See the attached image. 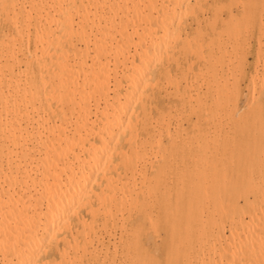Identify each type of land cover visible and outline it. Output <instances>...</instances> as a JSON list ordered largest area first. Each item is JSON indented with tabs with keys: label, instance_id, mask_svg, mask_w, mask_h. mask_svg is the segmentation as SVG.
<instances>
[{
	"label": "bare ground",
	"instance_id": "1",
	"mask_svg": "<svg viewBox=\"0 0 264 264\" xmlns=\"http://www.w3.org/2000/svg\"><path fill=\"white\" fill-rule=\"evenodd\" d=\"M184 1L0 0V264H94L109 226L121 257L105 245L102 264H264V102L236 115L227 76L240 82L246 50L230 58L238 44L200 27L187 43L188 16L200 20ZM234 14L228 38L253 19ZM162 76L177 103L160 99ZM159 229L153 252L141 237Z\"/></svg>",
	"mask_w": 264,
	"mask_h": 264
},
{
	"label": "rangeland",
	"instance_id": "2",
	"mask_svg": "<svg viewBox=\"0 0 264 264\" xmlns=\"http://www.w3.org/2000/svg\"><path fill=\"white\" fill-rule=\"evenodd\" d=\"M200 1H201V2H200ZM205 1H206V2H205ZM220 1L223 2V3H224V6H225L224 8H223V6H222V8H223L222 10L219 8V9L221 10V13H220V10L218 9V7H219V5H220L219 3H221ZM239 1H240V3H239ZM239 1H234V0L232 1V0H231V5H230L231 7H230V9H229V4H228V6H226V4H227L228 2H230V0H225V1H224V0H204V1H203V0H197V2L195 1L196 3L199 2V3H198L199 6H200V5L203 6V7H202L203 12H202V10H200V7L197 6L198 4H194V3H195L194 0H185V1H184V3H185V8H186V6H189V5H190V7H191V6H195V7H197V11H199V12H198V13H199V16H198L197 19L200 20V21H198V23H197V22L195 21V18H192L191 16H188L187 21H188L189 23L187 22L188 24H187V26H186V28H185V31H183L182 34H181L182 39L184 38L185 34H186L187 37H190V39L188 38V40H186V38H187V37H186L184 40H186L187 43H188L189 40H190V41H191L190 44H191V43H193V42H192V38H194V37L196 38V35H195V34H198V33L200 32V28H201V29H202L201 31H203V32H200V33H199L200 35L198 34V36H199V37L202 36L201 38L204 37L205 40L208 39V40H211V41H214L215 43H217V42H218L217 37H219V38H220V39H219V40H220L219 42H221L222 40H225V39H226V42L228 41V43L233 42L234 44L236 43V44L239 45V46L236 45L237 47L235 46V48H232V47L230 46V44H228V43L225 44V41L222 42V44L224 43V45H225V46L222 45V49H225L226 47L228 48V49L226 48V50L223 51L224 54H226L227 51H228V52L231 51V49H232V50L234 49V51L237 50L238 52L235 51V53L237 52L238 54L241 53V52L244 53V51L246 50L245 53H247V54H246L247 56L243 55L246 59H245L241 54H240L241 56L239 55V56H240V57H239V56L237 55V53L235 54L233 51L229 52V53L235 54V55L230 54V56H229L230 58H234L233 56H236V55H237V56H236L237 59H238V58H244L243 61H242V59H240V60L238 59V60H239V63L242 64V66L244 65L243 67L241 66V67H242L241 69H243V68L245 67L242 71H240V76H241V77H239V79L237 78V79L240 81L239 83H238L237 80H232V77H233L234 75H232V74H231V71H230V70H231V66H230V65H232L234 62L237 63V60H236V58L233 59V60H229V58L227 57V56H228V52H227V54L225 55L226 57L224 56V58H225L224 60H225V61L229 60V62L231 61V63H226V65L229 66L228 68H229L230 70L226 69L227 66L225 65V62H223V64H224V65H223V67H224V68H223L224 71L220 70V73L223 72L222 74H220V75H221L220 77H224V76H225V79H226L227 74H225V70H228V72H226V73H228L229 76H230V74L232 75V77H228V76H227V78L229 79V80L227 79V81H228L227 84H229L230 86H229V85L227 86V84L225 83L226 80H224V78H222V79L224 80V81H223V80H222V81L226 84L227 87H229V89H227L226 86H224V90L226 91V93H228V92L231 90V89H230V88H232L231 85H232L233 88H234V85H238V84H239L238 86H239V88H240L241 91H240V97H239V100H240V101H239V104H238V107H237L238 110L236 109V111H237V112H236V115L244 114V113L248 114V113H250V112L256 107V105L258 104V103L256 104V102H259V101L264 102V94H263V93H264V89L261 87L262 85L264 86V82H263V81H264V80H263V78H264V74L262 75V74H261L262 72H260V71L262 70L263 73H264V65H263L264 60L262 61V58H264V55H263V54H264V45H263V43H264V41H263L264 38H262V37H264V34H263V36L260 35L261 38L258 37L259 33H261V34L264 33V29H263V27H264V26H263L264 22H262V21L264 20V17H263V15H264V11L262 10V9H264V0H247V1H249V5H248V7L245 6L247 2L245 3V1L242 0L243 2H242V4H241V0H239ZM204 2H205V3H204ZM210 2H211V3H210ZM213 2H214V3H213ZM232 2H234L235 4L233 5ZM236 2H237V3H236ZM250 2H252L251 4L254 5V6H252V5L250 4ZM184 3H183L182 6H181L182 9H185V8H183V7H184ZM209 3H210L211 5L214 4V6H215V3H217V4H216L217 6H216L215 9H218L219 11L216 10V13H214V12H215V10H214V6L208 5ZM191 4H192V5H191ZM240 4H241V5H240ZM247 4H248V3H247ZM235 5H236V6H235ZM207 6H208V7H207ZM237 6H238V7H237ZM244 6H245V8H246V9L244 8L245 10H248V9H249V10H248V11H243V7H244ZM220 7H221V6H220ZM239 7H240V8H239ZM247 8H248V9H247ZM251 8H252V9H251ZM182 9H181V10H182ZM207 9H208V11H206ZM211 9H212V10H211ZM229 10H231V12H233V14H232V17H233V18H232L231 16L229 17V13H230ZM233 10H234V11H233ZM240 10H241V11H240ZM252 10H253L254 12H253ZM261 10H262L263 12H262ZM211 11H212V12H211ZM222 11H223V12H222ZM226 11H227V13H226ZM235 11H236V12H235ZM260 11H261V12H260ZM246 12H248V13L250 14V15H249V14H246V15H248V17L251 16V17L253 18L252 20H251L250 17H249V19H247L246 16H244L245 18H243L242 14L244 13L243 15H245ZM211 13H212V15H211ZM234 13H238V16H239V17H238V20H240L241 18L245 19V20H244L245 22H243V24L247 23V26H246V24H245V26H246V28H247L248 30H247L245 27H244V28H245L247 31H246V30H243V32H247V33H246L247 35L243 33L244 36H246L247 38H245V37H243V38L246 39V40H245V39H244V40L247 42V44H248V43L250 44L251 48H250L249 45H246V42H244L243 40H242L243 42L241 41V38H242L243 34L238 35L240 32H242V28L239 29V28H238L239 26L236 28V29L241 30V31H238V32H239L238 34L236 33V35H238V38H239V39H238L236 36H233V35H232V33L235 32L234 30H233V32L231 31V34H230L231 36L229 37L230 40H229L228 37H225V36H226L225 32L222 33V34L220 33V31H222V26L224 27V31L227 29L226 27H228V28L230 27L231 30H232V27H231L230 25H228V24H231V22L229 23V22H227V21H230V20L234 19V17H235V16H233V15H235ZM253 13H254V14H253ZM208 14H209V15H208ZM251 14H252V15H251ZM203 15H204L205 17H204ZM215 15H216V17H215ZM220 15L222 16L221 18H224V19L226 18V22H227V24H226V22H223V19H221V18L219 17ZM230 15H231V14H230ZM240 15H241L242 17H240ZM253 15H254V16H253ZM259 15H262V17L259 16ZM202 16H203V17H202ZM212 16H213V17H212ZM217 16H218L219 18H218ZM236 16H237V14H236ZM207 17H208V18H207ZM211 17H212L213 20H214L215 18L218 20V21H217V20L215 19V23H214L215 26H214V28L212 27L214 21L211 19ZM259 17H260V18H259ZM191 18H192L193 20H192ZM200 18H201V19H200ZM203 18H204V20H203ZM228 18H229V20H227ZM230 18H231V19H230ZM235 18H236V17H235ZM188 19H189V20H188ZM197 19H196V20H197ZM207 19H209L208 22H207ZM259 19H260V22H259L260 27L258 26V25H259V24H258V20H259ZM220 20H221V21H220ZM236 20H237V18H236ZM204 21H206V22H204ZM212 21H213V22H212ZM232 21H233L232 23H234V20H232ZM240 21H242V20H240ZM253 21H254V22H253ZM199 22H200V23H199ZM210 22H211V24H210ZM261 22H262V23H261ZM236 23H237V22H236ZM236 23H234V24H236ZM238 23H239V22H238ZM240 23H242V22H240ZM240 23H239L238 25L242 26L243 24H240ZM251 23H252L254 26H253V25H250ZM254 23H255V24H254ZM189 24H190V27H189ZM205 24H206V25H205ZM248 24H249V25H248ZM231 25H232V24H231ZM236 25H237V24H236ZM261 25H262V26H261ZM194 26H197L195 29H196V31L198 30L199 32L197 31V33H196V31H195V29H194ZM208 26H209V27H208ZM257 26H258V27H257ZM199 27H200V28H199ZM235 27H236V26L233 25V29H235ZM250 27H253V28L251 29ZM205 28H207V29H205ZM210 28H211V29H210ZM217 28L220 29V30L218 31ZM258 28H259V29L261 28L262 32H261ZM214 29L217 30V32H219L220 35H218V33H217ZM236 29H235V30H236ZM257 29H258L259 31H258ZM208 30H209V32H208ZM227 30H230V29H227ZM250 30H251V31H250ZM204 31H207V32L204 33ZM186 32H187V33H186ZM222 32H223V31H222ZM227 32H228V31H227ZM251 32H252L253 35H251ZM192 34H193L194 36H192ZM208 34H209V35H208ZM256 34H258V35H256ZM217 35H218V36H217ZM221 35L224 37V39H222L223 37L221 38ZM228 35H229V34H228ZM249 35H251L252 37H249ZM191 36H192V37H191ZM209 36H211V37H210L211 39H209ZM133 37L136 38V35L133 34ZM199 37H197V38L199 39ZM235 37H236V39L239 40V42L236 41V40L234 39ZM256 37H258L257 40H256ZM197 38H196V40H197ZM243 38H242V39H243ZM249 38H251V39H249ZM231 39H232V40H231ZM247 39H248V40H247ZM259 39H260L262 42H261ZM194 40H195V39H194ZM194 40H193V41H194ZM216 40H217V41H216ZM250 40H251V41H250ZM186 41L184 42L185 45H187ZM258 41H260V43L262 44V45H261V44L259 45L260 48L262 47V48H261V49H262V53H261V50H259V55H257L258 51L256 50V49H259V48H257V45L259 44ZM250 42H251V43H250ZM215 43H214V44H215ZM233 43H231V44H233ZM242 43H243L242 46L245 47L246 49H245V48L242 49V46L240 45V44H242ZM244 43H245V44H244ZM188 45H189V44H188ZM188 45H187V48H188ZM226 45H227V46H226ZM248 46H249V47H248ZM223 47H224V48H223ZM230 47H231V49H230ZM130 48H131L130 50H132V49H133V45H130ZM236 48H237V49H236ZM249 49H250L251 52H250V51L247 52V50H249ZM253 49H254V50H253ZM240 50H243V51H240ZM256 51H257V53H256ZM221 53H222V50L217 52V55H216V56H217V57H216V62H218V59H217V58H218L219 56H220V59H222V56H223L224 54H222V56H221ZM245 53H244V54H245ZM260 53H261L263 56H261ZM218 54H219V55H218ZM252 54H253V55H252ZM256 55L260 58V60L258 59V57H257ZM255 56L257 57L258 62H259V63L257 62L256 67H255V64H254L255 61L257 60ZM260 56H261V57H260ZM220 59H219V60H220ZM240 61H241V62H240ZM244 61H245V62H244ZM216 62H215V63H216ZM227 62H228V61H227ZM220 63H222V60L219 61V63H216V64L219 65ZM239 63H237L236 66L234 65V67H233V69H232V70L234 71V74L237 75V76H239V73H238V72H239V70H241V69H239V68H240V66H239L240 64H239ZM244 63H245V64H244ZM246 64H247L249 67H248ZM171 65H172V64H171ZM245 65H246V66H245ZM261 65H262V68H261ZM232 66H233V65H232ZM253 66H254V67H253ZM258 66H260V67H258ZM219 67H220V66H219ZM235 67H236L237 69H236ZM234 68H235V69H234ZM253 68H254V69H253ZM255 68H256L257 71L255 70ZM258 69H259V71H258ZM16 70H17V68H16ZM235 70L238 71V72L235 73V72H236ZM244 70H245V71H244ZM253 70H254V72H256L257 74L254 73L255 75H253ZM170 71H171V72L174 71V65L170 66ZM233 71H232V73H233ZM249 72H250V73H249ZM223 74H224V75H223ZM251 74H252V75H251ZM256 75H258V77H257ZM190 76H191V78L193 77V79L195 78V76L193 75V73H191ZM248 76H249V77H248ZM252 76H253V79L250 78V77H252ZM254 76H255V77H254ZM259 76H261L262 79H261V78L259 79ZM235 77H236V76H235ZM233 78H234V77H233ZM241 78H242V79H241ZM248 78H249V80H248ZM255 78H256V79H255ZM234 79H235V78H234ZM243 79H244V80H243ZM162 80H163V81H162ZM241 80H242V81H241ZM256 80H257V81H256ZM261 80H263V81H262L263 83L261 82ZM233 81H234V82H233ZM235 81H237V83H236ZM244 81H245V82H244ZM248 81H249V82H248ZM250 81H251V83H252V86H251ZM254 81H255V82H254ZM180 82H181V78H180V80H179V86H180V90H181V83H180ZM230 82H231V83H230ZM256 82H257V85H255ZM258 82H259L260 85L258 84ZM260 82L262 83V85H261ZM161 83H162V85H161V88H162V89L166 88L167 90L170 89V91H171V90H174V89H173V88H174L173 84H172V85H169L170 83H167V85L165 86L166 79H165V77H163V76L161 77ZM248 83H249V84H248ZM254 83H255V84H254ZM225 84H224V85H225ZM246 84H248V86H246ZM240 85H243V86H240ZM258 85H259L260 87H258ZM245 86H246L247 88H246ZM235 87H236V86H235ZM248 87H249V88H248ZM250 87H251L252 89L255 88L254 90H252L253 92H249V91H251V90H250ZM253 87H254V88H253ZM225 88H226L227 90H229V91H227ZM233 88H232V89H233ZM258 88H259V90H258ZM204 89H206V88L203 87L202 90L205 91ZM242 89H243V90H242ZM247 89H249V91H248ZM262 89H263V93L261 92ZM255 90H256V91L258 90L259 92H258V91L256 92ZM225 91H224V92H225ZM243 91L246 92V93H243ZM255 92H256V93H255ZM242 93H243V94H242ZM249 93H250L251 96L249 95ZM259 93L261 94V96H259V95H260ZM163 94H165V95H163ZM256 94H257V96H256ZM167 95H169L168 98H167V96H166V93H164V90L161 91V92H160V99H161L163 102L166 101L165 103H174V102L177 103V102H178V97L175 96L174 91H171V94H170V93H167ZM176 95H178V94H176ZM241 95H243V97H242ZM248 95L250 96V98L248 97ZM252 95H253V96L255 95V96L253 97ZM262 95H263V96H262ZM172 96H173V97H172ZM258 96H259V97H258ZM163 97H165V98L163 99ZM257 97H258V98H257ZM261 97H262V98H261ZM252 98H253L254 100H253ZM255 98H257V99H255ZM246 99H247V100H246ZM248 100H250V101H248ZM252 100H253V101H252ZM245 101L248 102V103L246 104ZM250 103H251L252 105H249ZM255 104H256V105H255ZM242 105H243V107H242ZM244 105H245V106H244ZM248 105H249V106H248ZM241 108H242V109H241ZM247 108H248V109H247ZM242 110H243V111H242ZM241 111H242V112H241ZM246 111H247V112H246ZM171 119H173V120H171V121L169 120V121H170L169 125L171 124V125H170V128H173L174 126H172V125H175V121H176V120H175L174 116H172ZM180 121H181V119H180ZM173 122H174V123H173ZM151 158L153 159L154 157L151 156ZM97 228H98V229H97L98 231H96V233H97V237H98V238L96 237V234H95V235L92 237V238H94V239H91V242H92V240H93V242H92L93 248H92V245H91V244L89 245V248H91V251L93 252V254H94V253H95V254L92 255V257H89V256H90V253H87L86 256L89 257L88 259H89L90 261L93 260L92 262H94V264L96 263L97 258H98V261H97L98 264H102V260H103V258L108 257V258H106V259H110L111 254H112V253L114 254V252H115V250H116V248H117L116 253H115L114 255H115V257L119 255L118 258H117V257L115 258V261L118 262V260H120V257H121V256H120L121 254H119V252H120L119 249H121V248H120L121 245H120V243H117L115 240L118 239V235H120V234L118 233V232H120L119 227H118V226H117V227H115V226H111V227H110V226H109L108 228H104L105 230L107 229V230H106V234H105V232H104L105 230H104L103 228H102V229H100L101 227H100V228L97 227ZM111 228H112V230H111ZM113 228H114V230H113ZM115 228H116V229H115ZM159 230H160V231H159ZM159 230L157 231L158 233L155 232L154 234H152V235H150V236H149L148 234H145L146 236H145V235H142V237H141V239H142L144 245L147 246L148 250L150 249V247H152V248L150 249V251L156 252V249H153V248H154L155 244H158L159 242H161L162 237L164 236V232L162 231V229H159ZM108 231H110V234L107 233ZM116 232H117V233H116ZM98 233H99V234H98ZM100 233L103 234V235L100 236V235H101ZM114 233H115L116 236L114 235V236L112 237V235H113ZM160 234H162V235H160ZM98 235H99V236H98ZM105 235H106V236H105ZM108 236H110V237L107 239ZM155 236L158 237V238H156ZM159 236H160V237H159ZM161 236H162V237H161ZM150 237H151V238H150ZM101 238H104V239H101ZM110 238H111V239H110ZM145 238H146V239H145ZM96 239H98V240L101 241V242L98 241L99 243L96 244V241H97ZM113 239H115V240H114V241H115L114 243L111 242ZM157 239H158V240H157ZM154 240H155V241H154ZM102 241H103L104 243H103ZM144 241H145V242H144ZM149 241H150V242H149ZM157 242H158V243H157ZM101 243H102L103 246L100 245ZM108 243H109V244H108ZM112 243H113V244H112ZM115 243H117V244H116L117 247L115 246ZM148 243L150 244V246H149ZM153 243H154V244H153ZM95 245H96V246H95ZM105 245H107L109 249L107 248V246H106V248H105ZM112 245H113V246H112ZM97 246H98V247H97ZM94 247H97L98 249L95 248V249H97V250H95ZM99 247H100L101 249H99ZM112 247H114L115 249H114V248L112 249ZM102 248H103V250L108 249V251H106V254L104 255L105 257L102 255V254L104 253V251H102ZM93 249H94V250H93ZM109 250H110V251H109ZM111 251H112V252H111ZM97 252H98V253H97ZM99 252H100V254H101L100 256L97 255V254H99ZM117 252H118V253H117ZM96 253H97V254H96ZM107 255H108V256H107ZM93 256H95V257H93ZM96 257H97V258H96ZM101 257H102V258H101ZM92 258H93V259H92ZM95 258H96V260H95ZM101 259H102V260H101ZM99 261H100V262H99Z\"/></svg>",
	"mask_w": 264,
	"mask_h": 264
}]
</instances>
